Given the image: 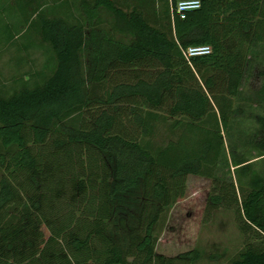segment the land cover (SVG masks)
<instances>
[{"label": "trees", "instance_id": "16d2710c", "mask_svg": "<svg viewBox=\"0 0 264 264\" xmlns=\"http://www.w3.org/2000/svg\"><path fill=\"white\" fill-rule=\"evenodd\" d=\"M12 1L6 43L32 29L19 50L35 39L48 56L0 93V264H193L197 247L168 256L156 234L190 176L210 181L206 215L235 207L241 228L264 239V171L254 168L264 157L229 158L226 144L244 76L264 50V0H200L183 18L172 12L179 0H165L155 19L144 0ZM201 45L211 52L184 56ZM103 82L111 87L92 93ZM156 111L180 131L153 152L144 137ZM221 166L234 167L235 181L218 176ZM232 264H264V243Z\"/></svg>", "mask_w": 264, "mask_h": 264}, {"label": "rangeland", "instance_id": "374dc122", "mask_svg": "<svg viewBox=\"0 0 264 264\" xmlns=\"http://www.w3.org/2000/svg\"><path fill=\"white\" fill-rule=\"evenodd\" d=\"M72 1V0H71ZM128 6L136 3V0H119ZM165 0H144V11L148 17L155 19L161 16ZM50 4V3H49ZM14 2L12 0H0V50L1 58L4 55L25 59L29 62L23 70L25 74L42 70L45 56V47H38L40 42L35 40L34 47L27 52L19 50L21 44L27 43L32 35V29L25 28L18 32L9 44L6 39L9 32L5 28V21L15 17L13 13ZM130 9V8H127ZM155 12H154V11ZM10 15V17H8ZM160 18V17H159ZM22 22V15L19 17ZM102 26L109 28L111 19L108 13L101 14ZM19 23V24H20ZM18 24V25H19ZM19 31V30H17ZM46 56V58H47ZM30 57V58H28ZM27 58V59H26ZM28 76V75H27ZM264 82V50H260L258 57L252 58L240 87L241 94L235 100L237 108L241 112L232 114L233 129L227 135V154L235 153L238 158L250 159L254 162L264 157V125L258 120V116L264 118V103L258 101L257 92ZM21 82H0V93L8 96L20 87ZM7 86V88H5ZM111 87V82H103L95 85L92 93L103 95L105 90ZM4 88V91H3ZM165 111V110H164ZM90 115L94 109L89 111ZM154 119L150 118V133L144 137V142L155 152L163 147L169 140L176 139L179 129L173 127V118H168L165 112H157ZM86 115L87 119H91ZM123 125L129 133H136L138 128L130 123L127 117H122ZM212 117L205 123L211 124ZM141 137V136H140ZM48 143H51L50 141ZM48 145L47 147H49ZM259 171H264V163L255 165ZM234 167H219L218 176L221 179L235 181ZM221 184V183H220ZM221 188V186H219ZM210 189V181L203 177L190 176L188 179L187 194L184 199L178 201L170 210L165 226L157 227V250L168 256H175L191 247H197L201 251V258L193 264H232V260L238 257L248 244H263V236L253 230L244 231L240 226L237 208L222 206L214 209L210 216L206 215V196ZM240 196V195H239Z\"/></svg>", "mask_w": 264, "mask_h": 264}, {"label": "crops", "instance_id": "0c3cea01", "mask_svg": "<svg viewBox=\"0 0 264 264\" xmlns=\"http://www.w3.org/2000/svg\"><path fill=\"white\" fill-rule=\"evenodd\" d=\"M59 4V3H58ZM63 10H60V8H57V13H62ZM15 13H18V9L15 7ZM19 16V13H18ZM17 20V19H16ZM16 20H8L6 19L5 28L9 29L11 26L13 27ZM17 36V35H15ZM1 50H0V82H15L19 78H21L22 74H24V79L27 80L28 76L25 74V71L23 70V67H25L29 62H27L24 58L23 59H16V57H9L5 56L1 58ZM30 58V57H28ZM27 59V58H26ZM1 87V86H0ZM7 88V86L5 87ZM1 89V88H0ZM4 91V88H3Z\"/></svg>", "mask_w": 264, "mask_h": 264}, {"label": "built area", "instance_id": "2783aa9c", "mask_svg": "<svg viewBox=\"0 0 264 264\" xmlns=\"http://www.w3.org/2000/svg\"><path fill=\"white\" fill-rule=\"evenodd\" d=\"M201 1L200 0H179L175 7H172V12H176L180 15V17H185V13L188 10L196 9L200 7ZM211 52L210 46H190L186 50L183 51V54L186 58L191 56L203 55L208 54Z\"/></svg>", "mask_w": 264, "mask_h": 264}]
</instances>
